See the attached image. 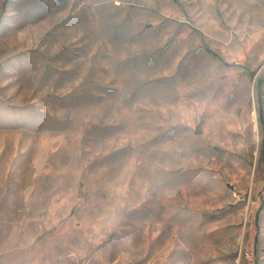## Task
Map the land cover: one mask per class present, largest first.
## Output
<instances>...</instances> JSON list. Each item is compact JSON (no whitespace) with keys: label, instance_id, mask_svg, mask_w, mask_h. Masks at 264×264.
I'll return each mask as SVG.
<instances>
[{"label":"rangeland","instance_id":"1","mask_svg":"<svg viewBox=\"0 0 264 264\" xmlns=\"http://www.w3.org/2000/svg\"><path fill=\"white\" fill-rule=\"evenodd\" d=\"M0 264H264V0H0Z\"/></svg>","mask_w":264,"mask_h":264}]
</instances>
